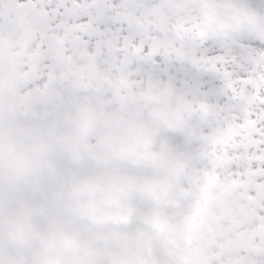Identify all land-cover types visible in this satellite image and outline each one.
<instances>
[{"label":"snow or ice","instance_id":"obj_1","mask_svg":"<svg viewBox=\"0 0 264 264\" xmlns=\"http://www.w3.org/2000/svg\"><path fill=\"white\" fill-rule=\"evenodd\" d=\"M0 264H264V0H0Z\"/></svg>","mask_w":264,"mask_h":264}]
</instances>
